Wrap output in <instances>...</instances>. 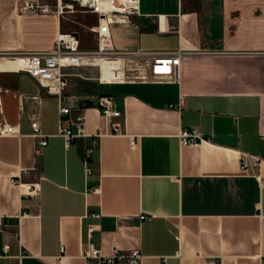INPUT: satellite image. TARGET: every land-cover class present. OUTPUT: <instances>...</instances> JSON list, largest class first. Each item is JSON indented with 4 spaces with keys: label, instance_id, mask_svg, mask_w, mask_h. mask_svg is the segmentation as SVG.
Masks as SVG:
<instances>
[{
    "label": "crops",
    "instance_id": "1",
    "mask_svg": "<svg viewBox=\"0 0 264 264\" xmlns=\"http://www.w3.org/2000/svg\"><path fill=\"white\" fill-rule=\"evenodd\" d=\"M17 1L0 0V50L51 48L66 31L95 47V11L20 14ZM107 17L117 48H181L179 81H102L95 65H65L58 98L27 72L0 69V126L18 128L0 134V262L25 250L21 264H99L80 254L91 224L103 252L138 248L139 264H264V0H135ZM100 96L119 110L106 124ZM35 119L47 138L39 152ZM80 119L87 135L66 145L59 127ZM182 126L206 141L180 144Z\"/></svg>",
    "mask_w": 264,
    "mask_h": 264
},
{
    "label": "built area",
    "instance_id": "2",
    "mask_svg": "<svg viewBox=\"0 0 264 264\" xmlns=\"http://www.w3.org/2000/svg\"><path fill=\"white\" fill-rule=\"evenodd\" d=\"M114 4H121L122 0H109ZM79 3V5L77 4ZM98 2L91 3L84 0H18L17 10L20 14H50L60 13L64 10H77L78 8L90 9L97 13L98 29L96 34V45L94 48H82L76 31L58 32L54 45L51 48L20 49V50H0V58H18L20 65L16 69L27 72L36 79L38 84L49 94H54L58 98L66 97L64 89L66 79L61 68L65 65H95L98 67L97 78L102 81H179V65L183 50L181 48L164 51L153 50H129L120 49L113 45L109 27L108 13L100 12ZM135 5V3H134ZM133 5V6H134ZM129 9V8H128ZM126 8L113 9L110 12H124ZM103 69L110 72L109 77L103 75ZM120 73V75H118ZM117 75V76H116ZM119 76V77H118ZM173 104H169L172 106ZM96 107L105 119V124L111 116L119 115V110L115 109L107 96H100ZM68 111V107L59 104V112ZM61 123L64 119L61 117ZM70 125H61L58 133L64 137L65 144L68 145L76 135H87L84 119L77 121L70 120ZM32 134L38 137L39 152L46 144V134L41 131L39 122L35 119L30 123ZM101 126H98L94 136L100 134ZM110 129L118 131L117 123H111ZM17 126L11 123H3L0 126V134H16ZM178 140L182 145H198L206 138L197 126H182L177 132ZM94 138L83 154V169L86 176L92 172L91 150L96 146ZM134 145V140H130ZM241 169L246 170L247 160L241 158ZM261 185L264 187V176L258 175ZM25 194L36 195L39 186L30 182H23L19 179H12ZM140 218H146L144 214ZM2 216H0V228L6 226ZM93 225L87 226V239L83 243L80 254L88 259H95L99 264H139L142 254L138 248L123 250L114 246L109 252H103L91 239ZM18 235V234H17ZM9 243L4 242L0 256H7ZM64 250V245L60 246V251ZM26 254L21 250L16 255H8L16 258V264H21V258ZM56 263L60 264V255L56 258ZM0 264H2L0 262Z\"/></svg>",
    "mask_w": 264,
    "mask_h": 264
},
{
    "label": "bare ground",
    "instance_id": "3",
    "mask_svg": "<svg viewBox=\"0 0 264 264\" xmlns=\"http://www.w3.org/2000/svg\"><path fill=\"white\" fill-rule=\"evenodd\" d=\"M85 2L90 1L91 3L98 2V8L100 12L102 13H108L113 9H120V8H130L134 5L135 0H122L121 4H114L110 2L109 0H84ZM101 1V4H100ZM79 5V3H77ZM20 65L18 58H9V57H3L0 58V69H16ZM108 74V77L110 76V72L103 69V75ZM120 75V73H118ZM117 76V75H116ZM119 77V76H118Z\"/></svg>",
    "mask_w": 264,
    "mask_h": 264
}]
</instances>
